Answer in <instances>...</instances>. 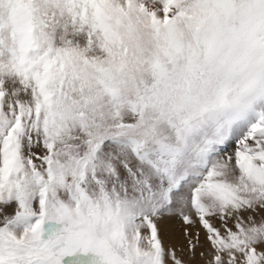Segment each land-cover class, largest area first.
<instances>
[{"label": "snow or ice", "instance_id": "obj_1", "mask_svg": "<svg viewBox=\"0 0 264 264\" xmlns=\"http://www.w3.org/2000/svg\"><path fill=\"white\" fill-rule=\"evenodd\" d=\"M197 256L264 264V0H0V264Z\"/></svg>", "mask_w": 264, "mask_h": 264}, {"label": "rangeland", "instance_id": "obj_2", "mask_svg": "<svg viewBox=\"0 0 264 264\" xmlns=\"http://www.w3.org/2000/svg\"><path fill=\"white\" fill-rule=\"evenodd\" d=\"M183 225L179 220L175 218H165L160 222L161 235L164 238L165 245L174 244V245H182L184 241V237L182 235ZM203 235V233H201ZM187 259V257H186ZM191 264H203L200 260L199 256H197L194 260L191 261Z\"/></svg>", "mask_w": 264, "mask_h": 264}]
</instances>
